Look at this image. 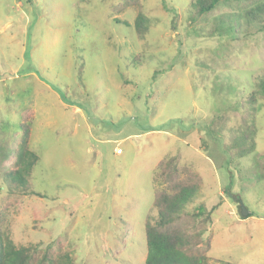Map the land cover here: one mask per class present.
Wrapping results in <instances>:
<instances>
[{
    "label": "rangeland",
    "instance_id": "1",
    "mask_svg": "<svg viewBox=\"0 0 264 264\" xmlns=\"http://www.w3.org/2000/svg\"><path fill=\"white\" fill-rule=\"evenodd\" d=\"M124 1L137 3L0 0V209L14 199L5 234L15 246L59 240L73 264H143L155 167L178 154L203 180L186 210L219 204L203 234L208 263L264 264V98L252 104L255 152L233 157L250 122L246 92L264 78V15H239L264 0L225 1L197 26L192 0H138L141 35L137 5L119 12ZM232 15L237 39L221 41L215 29L229 21L210 20ZM26 110L40 196H12L2 181Z\"/></svg>",
    "mask_w": 264,
    "mask_h": 264
},
{
    "label": "trees",
    "instance_id": "2",
    "mask_svg": "<svg viewBox=\"0 0 264 264\" xmlns=\"http://www.w3.org/2000/svg\"><path fill=\"white\" fill-rule=\"evenodd\" d=\"M228 0H192L189 3L196 19L189 23L192 26L203 23L204 16L212 13L217 6ZM138 9L136 30L139 35L142 33V26H139L143 20L140 12L139 1H136ZM117 6L119 12L124 8L133 7L135 4L124 1ZM264 5H257L247 13V18L256 20L259 15H264ZM236 15L221 16L219 19H211L213 28L228 22V26L223 31L215 29L216 33L221 36L219 40L225 41L224 38H236ZM257 98H264V78L256 79L255 87L246 92L247 110L243 116L249 119V124L245 126L244 131L240 130L234 139L235 158H244L255 152L256 142L255 135V110L252 105ZM244 100L238 99L234 108L237 113L238 105L243 106ZM231 109V108H230ZM30 110L23 111L20 115L22 123L20 124L21 135L17 141L13 152L12 160L2 173V181L7 194H32L39 193L31 190L33 181V171L39 160L38 156L30 150ZM247 115V116H246ZM245 122L242 117V124ZM238 140V143H237ZM259 158V159H258ZM260 177H264V165L261 155L255 157ZM154 181L159 183V187L154 191L152 207L156 212V218L153 220L146 219L143 225V232L146 242V258L143 264H209L207 256L210 250L211 240H203L205 226L212 220L213 211L219 204L211 206L208 210L203 205H197L193 211H187L186 206L193 202L194 198L200 192L203 186L201 175L189 164L180 160L178 154L162 158L155 167ZM259 178V176H258ZM225 193L231 196L229 189ZM14 199H7L0 209V264H73L70 255L62 252L63 244L58 240L55 247L47 245L44 248L38 245H17L15 246L4 232V227L9 220V208ZM240 209V207H239ZM241 214V211L239 212ZM248 215L247 217H249ZM246 217V218H247ZM245 218V217H243Z\"/></svg>",
    "mask_w": 264,
    "mask_h": 264
},
{
    "label": "water",
    "instance_id": "3",
    "mask_svg": "<svg viewBox=\"0 0 264 264\" xmlns=\"http://www.w3.org/2000/svg\"><path fill=\"white\" fill-rule=\"evenodd\" d=\"M241 209V215L245 216L248 212H246V210L243 208V206H240Z\"/></svg>",
    "mask_w": 264,
    "mask_h": 264
}]
</instances>
